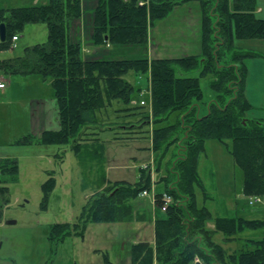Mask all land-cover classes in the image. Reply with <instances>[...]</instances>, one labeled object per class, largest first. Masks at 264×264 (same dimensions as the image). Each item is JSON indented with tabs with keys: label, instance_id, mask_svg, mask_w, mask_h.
<instances>
[{
	"label": "trees",
	"instance_id": "1",
	"mask_svg": "<svg viewBox=\"0 0 264 264\" xmlns=\"http://www.w3.org/2000/svg\"><path fill=\"white\" fill-rule=\"evenodd\" d=\"M185 1L97 0L90 42L101 48L147 44L150 27ZM200 1L201 54L151 59L85 56L82 41L72 35L84 13L82 0H47L0 8V23L5 22L7 29L1 48L28 23L45 22L48 26L47 41L27 46L23 55L0 59V71L40 74L49 79L58 101L61 127L44 130L39 136L29 133L21 142L67 143L73 139L80 163L99 171L95 193L78 220L51 225L50 241L58 243L70 235L84 237L90 223L146 217L133 200L151 188L150 165L141 167L138 182L109 180L104 144L93 128L98 123L97 110L118 101L124 104L118 108L127 111L124 115L140 114L139 123L124 124L121 132L130 138L149 132L153 152L158 155L156 170L172 150L161 177L165 191L155 194L160 210L154 218L155 242H132L131 264H264V235L245 239L243 244L236 240L244 230L264 228V217L214 215L199 201V193L204 200L209 197L200 173L201 156L206 154L209 139L224 143L243 169L244 193L264 196V119L248 116L252 103L246 94L247 59L264 54L235 43L264 39V17L256 13L257 0ZM192 70H199V74H188ZM131 71L138 76L149 73L151 78L147 85L149 111L144 116V110L138 111L143 106L131 102L143 89L127 78ZM202 77L209 78L213 92L204 112L200 108ZM173 114L176 119L170 122ZM146 123L152 128L145 129ZM17 169L16 159L0 158V195L8 192L7 178L1 175L14 177ZM54 180L44 183L46 195ZM165 193L172 202L162 210ZM2 208L0 203V215ZM217 233H223L222 241L217 240ZM102 253L106 264H114L106 251Z\"/></svg>",
	"mask_w": 264,
	"mask_h": 264
},
{
	"label": "rangeland",
	"instance_id": "2",
	"mask_svg": "<svg viewBox=\"0 0 264 264\" xmlns=\"http://www.w3.org/2000/svg\"><path fill=\"white\" fill-rule=\"evenodd\" d=\"M33 1L0 0V8L35 4ZM39 1L42 3L47 0ZM85 4L95 9L97 0H85ZM82 5L84 8V0ZM174 18L175 16L171 15L170 19ZM157 30L154 29L155 34ZM17 35V41H12L4 48L0 47V59L23 55L27 46L47 41L48 26L45 22L28 23ZM235 43L238 44L239 41L236 40ZM102 48L101 52L109 58L139 57L143 52V49L138 47L122 45ZM188 74L198 75L199 70L189 71ZM0 75L7 83V93H0V158L11 157L16 159L18 164L16 176L12 177L10 173L1 175L2 178H7L5 183L8 185V192L0 195V203L3 204L0 215V264H76L78 248L73 237L68 236L64 241L55 243L48 239L49 229L56 222L78 220L83 206L95 193L99 171L80 163L72 147L73 139L67 143L21 142L29 133L39 136L47 130L41 128L42 125L54 130L61 127L58 101L51 81L44 79L40 74H28L27 78L30 79L27 81H23V75L20 74L0 71ZM149 76V73L138 76L132 71L127 74V78L135 86L141 85L140 88L143 89L151 82ZM201 84L204 96L200 105L201 111L204 112L206 102L213 92L209 78L202 77ZM149 94L150 92L141 96L136 93L134 99H138V103L142 98L148 102ZM138 105L143 106L138 108V111L144 110V116L149 111V106ZM123 106V103L114 101L111 105L97 110L98 123L94 124L93 128L99 131L98 135L104 144L105 173L109 180L138 182L141 179V167L146 168L147 164H150L152 180L149 194H140L133 200L137 207H140V202L144 204V207H141L146 217L124 222L90 223L88 227L90 226V230L102 226L111 228L112 231H105L101 235L104 234L102 238L110 241L111 258L119 255V264H128L124 257L130 243L150 241L148 238L134 239L139 236L138 223H153L156 213L160 212L154 198L156 193L165 191L161 177L165 173L172 150L162 160L161 169L156 170L158 155L153 152L149 132L138 133L134 138L123 137L130 134L122 133L121 126L139 123L140 116L124 115L126 110H118ZM175 119L176 114H173L170 122ZM144 126L145 129L152 128L148 123ZM38 130L40 132H36ZM211 170L214 171L213 176L210 174ZM200 173L209 197L204 200L203 194L199 193V201L205 203L214 215L264 216V196L259 195L262 198L259 203H249L250 195L243 191V169L235 162L234 156L224 143L217 139L207 141L206 154L204 153L200 160ZM50 178L55 179L54 186L46 195L43 185ZM3 199L6 200L5 203ZM9 220L15 222L7 223ZM216 235L217 240L222 241L223 233ZM263 235L264 228L248 229L238 234L239 237L256 238ZM150 242L154 243L155 240ZM90 243L89 240L84 246H89ZM196 260L198 261L197 258Z\"/></svg>",
	"mask_w": 264,
	"mask_h": 264
},
{
	"label": "crops",
	"instance_id": "3",
	"mask_svg": "<svg viewBox=\"0 0 264 264\" xmlns=\"http://www.w3.org/2000/svg\"><path fill=\"white\" fill-rule=\"evenodd\" d=\"M34 3L38 0H34ZM40 2V1H39ZM84 13L76 24L72 31L75 34V38L82 41L84 55L93 54L94 56L104 55L101 50L103 48L94 46L90 41V35L92 30V19L94 14V8L88 7L84 0ZM93 10V11H92ZM92 11V12H91ZM256 13L260 17H264V1L257 0ZM171 15L175 18L171 20ZM158 29L157 34H155L154 29ZM239 43L236 44L238 47L245 50H252L264 54V39H242L238 40ZM248 41V42H247ZM246 43V44H245ZM131 47H138L143 49L142 56H148L151 58H162V57H182L187 55H199L202 52V3L200 0H187L180 3L174 7V9L164 18L158 20L155 25L151 26L149 29L148 42L144 45H124ZM106 47H109L106 45ZM106 56V55H104ZM248 65V76L246 83V94L250 102L252 103V109L248 112L249 117H264V57L257 56L247 59ZM23 75L21 79L27 81L30 78L28 74L13 73ZM1 76V75H0ZM17 77V76H15ZM31 77V76H29ZM33 77V76H32ZM35 77V76H34ZM15 79V78H13ZM35 79V78H32ZM42 80L41 78H37ZM6 82V81H5ZM7 84V83H6ZM51 84V83H50ZM141 86V85H139ZM0 93H7V86L3 89L0 88ZM55 105V103H54ZM201 108V107H200ZM55 111V110H54ZM41 122V121H40ZM41 128L51 129L49 127ZM40 132V130L36 131ZM36 134V133H34ZM213 176L214 171H210ZM140 209L144 207V204L140 202ZM141 205L143 207H141ZM211 210V209H210ZM242 216V215H241ZM246 216V215H244ZM246 217H261V216H246ZM264 217V216H263ZM138 234L134 240H140L148 238L150 241L155 240V224L149 221V223H138ZM105 231H112L111 228H92L87 227L85 236L80 237L76 235H70L73 237L75 244H77L78 253L76 254L75 263L76 264H106L103 251H106L109 255L110 260L114 264H119V255L111 258L110 254V241L103 239L101 236ZM114 234V233H113ZM107 234V236H109ZM152 235V236H151ZM149 236V237H147ZM135 238V237H134ZM140 238V239H139ZM251 237H240L236 239L238 242L243 244L245 239ZM91 241L89 246H84V243ZM234 241H228L229 244L235 243ZM64 241V240H63ZM124 243V242H123ZM122 243V244H123ZM131 244V243H130ZM125 246H123L124 248ZM126 261L131 264L130 260V249H127L125 253Z\"/></svg>",
	"mask_w": 264,
	"mask_h": 264
},
{
	"label": "built area",
	"instance_id": "4",
	"mask_svg": "<svg viewBox=\"0 0 264 264\" xmlns=\"http://www.w3.org/2000/svg\"><path fill=\"white\" fill-rule=\"evenodd\" d=\"M140 4H144V1H140ZM19 38V36L16 34L13 36L12 38V41L15 42L17 39ZM6 82H5V79L3 77L0 76V88L3 89L6 87ZM148 90L147 89H144L140 92L141 95H144ZM131 102L133 104H138V99H132ZM147 101L145 99H141L140 100V104H146ZM150 165V164H149ZM148 167V164L147 166ZM149 194V190L148 189H145L142 191V195H148ZM155 200V198H154ZM262 200V198L259 196V195H253V196H250L249 197V203L250 204H256V203H259L260 201ZM172 202V197L169 195V194H164L163 196V206H162V210H165L167 205L169 203ZM199 260V259H198Z\"/></svg>",
	"mask_w": 264,
	"mask_h": 264
},
{
	"label": "water",
	"instance_id": "5",
	"mask_svg": "<svg viewBox=\"0 0 264 264\" xmlns=\"http://www.w3.org/2000/svg\"><path fill=\"white\" fill-rule=\"evenodd\" d=\"M7 37V29L5 22L0 23V41H5ZM15 220H9L7 223H14Z\"/></svg>",
	"mask_w": 264,
	"mask_h": 264
}]
</instances>
